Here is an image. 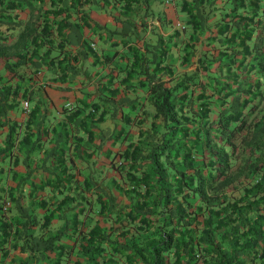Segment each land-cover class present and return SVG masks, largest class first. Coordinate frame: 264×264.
<instances>
[{
    "label": "trees",
    "instance_id": "trees-1",
    "mask_svg": "<svg viewBox=\"0 0 264 264\" xmlns=\"http://www.w3.org/2000/svg\"><path fill=\"white\" fill-rule=\"evenodd\" d=\"M177 1L183 25H175L168 40L160 35L142 44L124 15L148 0H0V264H43L52 253L50 264H65L72 251L90 254L94 264H264V107L258 111L264 102V0ZM105 4L118 8L112 17L119 28L92 14ZM167 22L174 23L171 17ZM8 29L18 30L14 39ZM99 42L122 44L127 59L119 64L118 81L151 97L149 125L120 111L127 124L135 123L140 141L112 154L118 176L109 180L87 171L78 181L72 160L59 154L57 170L51 169L54 147L31 166V152L53 128L36 96L45 84L69 90L88 80V64L102 71L119 50L109 53ZM171 44L181 46L182 62L195 59L192 72L169 84ZM39 73L43 82L35 79ZM104 74L109 95L102 99L114 114L127 106L148 116L139 93L113 86L117 71ZM32 99V117L39 116L33 130L29 113L26 121L9 115ZM71 113L92 136L79 111ZM38 168L40 182L24 189ZM37 189L44 192L39 214L24 202ZM121 194L128 201L120 202ZM88 216L95 223L84 225ZM57 218L62 224L48 233ZM14 251L26 257L16 263Z\"/></svg>",
    "mask_w": 264,
    "mask_h": 264
},
{
    "label": "rangeland",
    "instance_id": "rangeland-1",
    "mask_svg": "<svg viewBox=\"0 0 264 264\" xmlns=\"http://www.w3.org/2000/svg\"><path fill=\"white\" fill-rule=\"evenodd\" d=\"M112 2V1H110ZM114 2V1H113ZM92 14L100 17L102 21L110 28H119L120 23L115 20L112 16L119 15L118 8L114 4H110L103 8L96 7L92 9ZM182 12L179 10V5L177 0H148V4H138V9H133L124 17L128 18L130 21L134 22L137 26L139 37L141 38V43L144 41L156 42L159 36H164L167 39V35L171 33L175 25H183ZM172 18V24L167 22V18ZM144 18L147 22L146 25H141V20ZM2 28H5L6 25H2ZM17 29L12 30L8 29L7 34H10V38L14 39L17 34ZM13 34V37L11 36ZM186 34V33H185ZM200 38H203V32H200ZM168 40V39H167ZM166 40V41H167ZM11 41V40H9ZM200 41V40H199ZM198 41V43H199ZM97 45L96 42H94ZM203 46V43H200ZM100 46H103L106 51L112 53L114 49H118L119 52L114 55L113 59L102 68V71L97 72L98 66L87 65L86 70L89 73L88 80H77L73 84L71 89H57L55 88V83L45 84L46 86L41 90V93L37 95V98H40V110L43 108L46 109L48 120L51 122L55 131L52 130L48 133L45 141L42 143L41 148L33 149L29 157L30 165H40L44 161L45 154L54 147V153L48 155L47 163L51 169L57 170L58 164L55 158L59 155L64 156L68 161L69 158L72 160V169L75 172V177L78 178V181L87 173V171L93 172L98 178H104V180H109L112 176H118L117 170L112 168V164L117 161L118 156L112 158V154H116L117 151L123 149L126 144L130 141H140L137 134V127L134 122L127 124L122 117H120V111H127L130 116L135 117V122L137 123V118L142 117V124L147 126L149 125V117L153 113L154 109L151 104V97L145 94L142 89L136 88L125 89L121 86L118 81V77L122 72L119 71V64L126 61L127 58H124L123 53L125 50L122 48V44L116 47L107 45V43L99 42ZM97 47H99L97 45ZM169 54L167 55L166 62L171 65L173 69V74L171 75V84L175 78H178L183 73H190L194 70V63L192 59H195V56L192 55L189 61L182 62V50L180 45H170ZM122 55V56H121ZM4 59H0V73L3 70ZM113 69V73L117 71V76L114 79L113 86L118 85L123 93H128L134 95V93H139L140 99L143 100L142 107L148 111V116H143L142 111L139 110H130L127 106L118 107L115 114L113 111L112 103L102 99L109 95V90L106 88L109 81L105 76L109 69ZM44 74V73H43ZM169 75H164V78H168ZM38 79L40 82L44 81V76L42 74H36L35 79ZM85 83V84H84ZM35 100L31 101H22L18 109H12L9 111L10 116H16L19 120H25L29 117L32 118V130L34 128V123L39 118L38 112H35L34 117H32L30 109L34 105ZM25 102L27 105L25 106ZM98 103L99 108L95 107V104ZM264 107V102L259 107V113ZM103 108H106L105 116L102 120L96 122L95 118L99 115V111ZM79 111L78 118L87 120L88 126L91 127V135L87 136L83 132L81 127L77 126L74 120L72 110ZM68 111V112H67ZM29 113V115H28ZM141 115V116H139ZM82 117V118H81ZM77 118V120H78ZM156 120L157 126L161 125V119L158 117ZM90 135V134H89ZM0 134V139L2 138ZM20 149V148H19ZM115 152V153H114ZM22 152L20 151V154ZM17 168L23 172L24 167L18 165ZM50 175V172L46 173ZM43 172L40 168L32 172L29 179L26 180L24 184V189H30L32 183L40 182ZM34 180V181H33ZM15 181L13 178L9 177L7 179L8 184H13ZM32 182V183H31ZM77 183V181H75ZM117 191V190H116ZM1 183H0V194ZM43 191L37 189L35 190L33 197H25L24 202H31V207L36 213H42L45 211L44 208H40L38 204V199L42 197ZM59 195L50 197V203L47 204V207H52V202L55 203ZM128 201V196L121 194V201ZM72 210L68 211V214H71ZM81 217V216H80ZM95 217L88 216L84 220V225H91L95 223ZM98 222L102 225H107V221L99 217ZM62 224V220L57 218L54 220V224L51 225L48 233H52L57 226ZM70 239H66L65 243L70 244ZM26 254L12 252L10 254L13 257L14 261L17 263L21 257H24ZM55 256V253H52L50 257L43 261V264H50ZM26 257V256H25ZM90 254L72 251L70 256L66 259L65 264H94V259Z\"/></svg>",
    "mask_w": 264,
    "mask_h": 264
},
{
    "label": "crops",
    "instance_id": "crops-1",
    "mask_svg": "<svg viewBox=\"0 0 264 264\" xmlns=\"http://www.w3.org/2000/svg\"><path fill=\"white\" fill-rule=\"evenodd\" d=\"M67 112H68V111H67ZM39 114H40V112H39ZM81 118H82V117H81ZM37 121H38V119H37ZM37 121H36V122H37ZM36 122L34 123V128H35ZM81 122L84 123V119H83V118H82V121H81ZM52 130L55 131V128L53 127ZM52 130H51V131H52ZM84 131H85V130H84ZM84 133H85V132H84ZM41 178H42V177H41ZM28 179H29V178H28Z\"/></svg>",
    "mask_w": 264,
    "mask_h": 264
},
{
    "label": "built area",
    "instance_id": "built-area-1",
    "mask_svg": "<svg viewBox=\"0 0 264 264\" xmlns=\"http://www.w3.org/2000/svg\"><path fill=\"white\" fill-rule=\"evenodd\" d=\"M27 105V102H25V106Z\"/></svg>",
    "mask_w": 264,
    "mask_h": 264
}]
</instances>
